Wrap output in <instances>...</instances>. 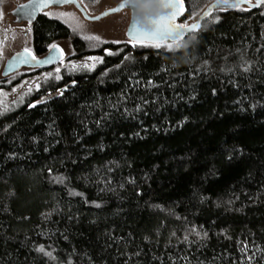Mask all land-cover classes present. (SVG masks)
Instances as JSON below:
<instances>
[{
  "label": "trees",
  "instance_id": "1",
  "mask_svg": "<svg viewBox=\"0 0 264 264\" xmlns=\"http://www.w3.org/2000/svg\"><path fill=\"white\" fill-rule=\"evenodd\" d=\"M194 35L87 52L37 19L38 54L70 39L101 62L0 112V264H264L247 260L264 248V4Z\"/></svg>",
  "mask_w": 264,
  "mask_h": 264
},
{
  "label": "rangeland",
  "instance_id": "2",
  "mask_svg": "<svg viewBox=\"0 0 264 264\" xmlns=\"http://www.w3.org/2000/svg\"><path fill=\"white\" fill-rule=\"evenodd\" d=\"M81 7L84 9L85 14L88 18H95L99 16L102 12L106 10H111L115 8L122 0H77ZM215 0H193L190 2L191 7L196 9H191L185 19L181 22V25L186 26L196 21L197 17L201 12ZM26 0H0V30L7 33V37H4L2 40L3 43L0 44V72L4 61L12 55L13 52H19L21 48H32L31 40V29H29L25 24L18 26H13L10 22V12L16 6V4L25 3ZM253 1L251 0V3ZM133 16L135 21H137V8L136 2L133 4ZM184 9L186 10L185 6ZM184 10V11H185ZM62 13L71 14L69 17L61 15ZM43 15L47 18L60 21L68 29L72 31V34L79 38L84 44L87 52H94L104 44L113 43V44H122V43H131L125 36L127 26L130 22V11L127 9L122 10L120 13L108 16L98 21H90L84 19L79 11L75 10L71 6H62V7H50L43 11ZM9 21V22H8ZM75 25H79V28H75ZM27 33V34H26ZM195 32L190 33L188 37H183L182 39L176 42H164L159 47L153 44H141L144 47L152 48H164L168 51H178L183 48L180 47V44L183 41L190 40L194 38ZM86 35L98 36L102 42L92 46L91 42L84 39ZM53 44L57 45L59 49L63 51L62 61L58 66L49 73L41 74L38 76L26 77L25 79L20 80L16 86L11 89H6L0 92V112L4 113L14 106H17L23 101L28 95L37 87L50 82L59 80L56 79V76L60 77V73L64 70L65 74L69 75L82 74L95 69V67L101 62H96L89 60V57H98L95 53L84 54L83 56H76V52L73 48V45L70 39L60 40L54 42ZM52 44V45H53ZM171 45V46H169ZM107 52V51H106ZM87 64V67L82 65ZM95 64L94 67L92 65ZM75 65V67H73ZM59 68L60 71L57 72L56 69ZM26 72L25 70L19 71V74ZM51 74V75H49ZM1 80V76H0Z\"/></svg>",
  "mask_w": 264,
  "mask_h": 264
},
{
  "label": "snow or ice",
  "instance_id": "3",
  "mask_svg": "<svg viewBox=\"0 0 264 264\" xmlns=\"http://www.w3.org/2000/svg\"><path fill=\"white\" fill-rule=\"evenodd\" d=\"M76 0H33V7L32 11L28 13L29 16H32L34 12L38 9L46 8L49 4H70L75 3ZM160 3L162 7L169 9L167 15L158 16L155 19H151L148 21V23L151 25L150 30H144L137 26V24L133 23L131 24L128 35L130 40L135 42H148L150 44H153L157 47L163 43V41L167 39H171L173 41H176L184 31H194L195 29L199 28V24L192 25L190 28L185 29L182 25L176 24L177 17L181 14V11L183 10V3L182 0H160ZM248 3L251 7H257L261 4H264V0H256V4H251V0H216V4L212 7L222 6L220 7V10H225V8H235L240 9V6L242 4ZM127 6V0H122V3L114 9H111V11H119L122 8H125ZM241 10H247V9H241ZM211 13V8H209L208 12H205V16L209 15ZM108 13H104V15H107ZM61 15L69 17L71 14L62 13ZM96 19H99V17H96ZM203 19V17H202ZM216 20L219 19V17H215ZM75 28H79V25H75ZM84 39L91 42L92 46H94L97 43L102 42L98 36L94 35H86L84 36ZM3 42L0 41V44ZM171 46V45H169ZM50 48L57 53V55H51L47 57L44 60H37V58L32 54L30 49L24 48L23 52L17 53V56L14 57V60L16 64H27L30 61H34L35 64H49L55 62L57 59L63 56V51L59 49V47L55 44L51 45ZM89 60L100 62L101 58L98 57H89ZM13 64L9 65V70L13 67ZM84 67H87L88 65H82ZM95 64L92 65L94 67ZM75 67V65L73 66ZM57 72L60 71L59 68L56 69ZM51 75V74H49ZM56 79H60L59 76H56ZM248 245H244V249L242 251H247ZM40 251H44L43 247L39 249ZM257 252H260L264 254V248H261L259 246H256L255 250L251 253V255L247 256V260L249 262L256 259ZM50 255V253H49ZM262 259H264V255L261 256Z\"/></svg>",
  "mask_w": 264,
  "mask_h": 264
},
{
  "label": "water",
  "instance_id": "4",
  "mask_svg": "<svg viewBox=\"0 0 264 264\" xmlns=\"http://www.w3.org/2000/svg\"><path fill=\"white\" fill-rule=\"evenodd\" d=\"M252 1H253V2H252L251 4H256V0H252ZM135 2H136V0H127V6H126L125 8H122V9H120L119 11L106 10V11L102 12L99 16H97V17H99V19H96V17H95V18H91V19L88 18L87 15H86L85 12H84V9L81 7V5L79 4V2H78L77 0H76L75 3H70V4H49L46 8H42V9H38V10H36L32 16H29L28 13L32 11L33 0H29V1H27L26 3H24V4L18 5V6L13 10V12H12L11 15L16 19V22L27 21L28 23H32V22L35 20V18L37 17L38 14H40L41 12H43L44 10H46V9H48V8H50V7L71 6V7H73L75 10L79 11L80 14L82 15V17H83L84 19H87V20H90V21H98V20H101V19L106 18V17H108V16L118 14V13H120L122 10L127 9V10L130 11L131 17H130L129 25H128V27H127V29H126V32H125V36H126V38L128 39L129 42H132V43H135V44H150V43H148V42H135V41L130 40V38H129V35H128L129 28H130L131 24H133V23L136 24V22H137V21H135V19H134L135 17L132 15V14H133V11H134V9H133V4H134ZM121 3H122V2H121ZM121 3H119L115 8H117ZM215 4H216V0L213 1V2H211V3H210V4H209V5H208V6H207L202 12H201V14L197 17V19H196L195 22H193V23H191V24H189V25H186V26H183V25H182V26H183L185 29H187V28H190L192 25H195V24H199V25H201L202 21H203L205 18L208 17V15L205 16V12H208L209 8H211V12H212V11H215V10H219L220 7H222V6L212 7V6L215 5ZM240 7L255 8V7H251L250 4H248V3L242 4ZM113 9H114V8H113ZM233 9H235V8H225V10H233ZM132 10H133V11H132ZM183 12H184V10L181 11V14L177 17V19H176V21H175L177 25H181V24L179 23V20L182 18V16H183ZM104 13H108V14H107V15H104ZM202 17H203V19H202ZM199 28H200V27H199ZM199 28L195 29L194 31H184V32H182L181 36H180L176 41L182 39L184 36L189 35L190 33L196 32ZM176 41H173V40H171V39H167V40L163 41V43H164V42H176ZM161 44H162V43H161ZM21 52H23V51H21ZM21 52H19V53H21ZM51 55H57V53H55L52 49H50V51H49L45 56H43L42 58L37 59V60H44V59H46L47 57H49V56H51ZM16 56H17V54L13 55L12 57H10V58L6 61L5 65H4V68H3V71H2V77L5 78V77H7V76H9V75H12V74L15 73L16 71H18L20 68H24V67H27V68H39V69H42V68H43V69H44V68H47V67H50V66H53V65L58 64V63L62 60V58H63V56H62V57H60L59 59H57V60H56L55 62H53V63L37 65V64H35L34 61H30V62L27 63V64H16V62H15V60H14V57H16ZM10 64H13V65H14V66L11 68V70H9V65H10ZM73 85H74V83H71V84H69L68 86L71 87V86H73Z\"/></svg>",
  "mask_w": 264,
  "mask_h": 264
},
{
  "label": "flooded vegetation",
  "instance_id": "5",
  "mask_svg": "<svg viewBox=\"0 0 264 264\" xmlns=\"http://www.w3.org/2000/svg\"><path fill=\"white\" fill-rule=\"evenodd\" d=\"M27 1H29V0H26V2H27ZM26 2H25V3H26ZM182 3H183V0H182ZM22 4H24V3H22ZM18 5H21V4H18ZM18 5L16 4L15 8H16ZM15 8H14V9H15ZM14 9H13V10H14ZM13 10H11V12H10V18H11V19H10V22H11V24H12L13 26H18V25H21V24H25L29 29H31V40H32V44H31V45H32V48H31L30 51L32 52V54H33L37 59H40V58H42L43 56H45V55L50 51V49H51L50 46H51L54 42H58V41H60V40H56V41L52 42V43L49 45V47L47 48V50L45 51L44 54H38V53L36 52V50H35V48H34V44H33V28H34V25H35L37 19H38L40 16L43 15V12H41L40 14H38L37 17L35 18V20H34L32 23H28L27 21L16 22V19L11 15L12 12H13ZM183 10H185V9H184V3H183ZM43 16H45V15H43ZM182 18H183V16H182ZM182 18L179 20V23H180V24H181V22H183V21H182ZM8 22H9V21H8ZM128 25H129V24H128ZM127 27H128V26H127ZM26 34H27V33H26ZM4 37H7V33H6V32H3L2 30H0V40H2ZM131 44H135V43H132V42H131ZM23 50H24V48H21V50H20L19 52H21V51H23ZM19 52H18V51H17L16 53L13 52L12 55L9 56V58L12 57L13 55L19 53ZM9 58H7V59L4 61L3 65H2V68H1V72H0V76H1V80H0V92L3 91V90H6V89H11L12 87L16 86L17 83H18L20 80L25 79L26 77L38 76V75L45 74V73H49L50 71H53V70L58 66V64L62 61V60H61L58 64L53 65V66H50V67H47V68H44V69H43V68H42V69H39V68H27V67L20 68L18 71H16V72L13 73L12 75H9V76H7V77L4 78V77H2V71H3V68H4V65H5L6 61H7ZM21 70H25L26 72H24V73H22V74H19V71H21ZM59 73H60V79H59V80H56L57 82L63 81L64 77L69 76L68 73L65 74L64 70H62V71L59 72ZM41 87H42V86L37 87V88L34 89L31 93L36 92V91H39V90L41 89ZM23 101H24V100H23ZM23 101H21V103H22Z\"/></svg>",
  "mask_w": 264,
  "mask_h": 264
},
{
  "label": "clouds",
  "instance_id": "6",
  "mask_svg": "<svg viewBox=\"0 0 264 264\" xmlns=\"http://www.w3.org/2000/svg\"><path fill=\"white\" fill-rule=\"evenodd\" d=\"M137 8V26L150 30L151 25L149 20L155 19L158 16L167 15L169 9L162 7L160 0H136ZM191 44V40L183 41L180 44L181 48L187 49ZM173 66H179L178 62H174Z\"/></svg>",
  "mask_w": 264,
  "mask_h": 264
}]
</instances>
